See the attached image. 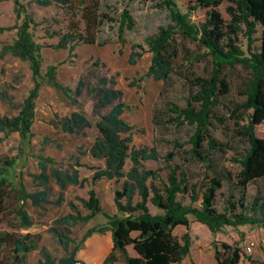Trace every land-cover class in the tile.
<instances>
[{
  "label": "rangeland",
  "instance_id": "1",
  "mask_svg": "<svg viewBox=\"0 0 264 264\" xmlns=\"http://www.w3.org/2000/svg\"><path fill=\"white\" fill-rule=\"evenodd\" d=\"M38 1L19 0L20 7L16 11L15 0H0V117L14 121L21 116L24 104L30 103V129L17 131L8 127L0 131V158L16 159L13 169H8L3 178L10 182L6 188L4 203L0 213V264H39L43 259L42 251L56 262L70 256L76 247H80L78 259L81 264H102L112 251V231L109 220L103 214L88 223L79 222L64 233L71 240L66 249L53 234L51 228L55 221L68 215L86 216L90 211L85 209L78 198L89 199L91 190L105 211L110 215L117 214L114 204V191L120 188L108 181L94 182V168L101 165L91 159L87 151L98 136L96 124L101 115L109 108L101 111L95 109V100L88 88L94 86L97 78H115V88L122 91L123 102L131 107L123 116L124 120L134 126L133 146L136 148H156L166 155L174 151L176 159L171 164L148 162L147 169H162L161 179L154 184L162 187L167 183L169 167L179 165L186 170L191 183L197 184L199 202L192 204L187 195H179L178 200L187 207L200 208L204 186L209 175L215 171L229 170L236 174L240 167L232 162L247 149L244 141L234 139L233 111L247 101L244 94L250 79V72L242 67L226 68L224 73L231 86L228 96L221 99L215 114L225 120L221 126L213 119L211 135L225 145L224 152L212 153L215 169L193 160L188 144L194 133V127L177 126L171 121L174 117L169 106L174 104L180 108L187 106V100L195 94L188 78L195 76L210 77L212 70L211 56L204 57L206 50L197 42H192L182 34L175 35L173 49L177 53L174 61V74L170 80L158 82L147 78L152 62L149 40L154 38L162 27H176L170 8L189 16L190 22L201 26L207 17V10L194 9L196 0H68L66 3H53L42 6ZM169 5H168V3ZM228 0L220 6L226 22L230 21L227 13ZM128 11L135 20L132 31H126L124 40H120L118 25L121 15ZM25 32L30 53L22 57L21 32ZM67 46L63 37L68 36ZM261 30L256 35L260 38ZM24 42V41H23ZM93 42V43H92ZM133 45L142 46L135 51ZM239 45L248 54L249 46L246 36H240ZM261 42L255 43L259 47ZM75 47L74 50L71 48ZM142 55L131 63L132 53ZM54 78V80H53ZM71 90L76 105L54 86V82ZM85 84L81 95H77L79 83ZM9 102V103H8ZM81 111L91 121L92 127L84 131V135H69L60 127L63 119L73 112ZM257 136L264 139V124L256 129ZM51 143L45 144L44 140ZM184 147L175 149V143ZM229 148V149H228ZM203 152L207 151L204 144ZM52 161L51 166L62 171L75 168L79 171L83 182L81 186H71L65 192V202L61 206L33 207L31 202L25 209L34 222L29 231L21 229V221L17 215L18 197L12 188L20 189L21 183L28 192L39 190L31 175L38 174L39 163L44 159ZM79 162V164L77 163ZM81 165V166H80ZM131 163H127L126 172ZM2 178V177H1ZM51 199L55 201L60 189L51 183ZM258 188L264 193V180L251 184L247 189V198L251 200ZM233 185L225 182L224 188L218 192L216 207L223 212L227 199L233 192ZM237 198L239 194L234 190ZM73 201L77 207L74 213L68 206ZM154 216L163 212L148 204ZM190 228L178 227L174 234L182 239L191 237V253L182 264H218L215 258L214 243L238 246L242 250L241 264H264V230L252 225L238 228L226 227L213 234L211 230L196 221L188 214ZM64 230V226L58 227ZM94 228H104V233L96 232L82 244L83 238ZM29 234V244L36 249L24 256L16 249V241ZM255 244L253 251L247 248ZM135 255L133 248H129ZM118 263L125 264L122 255L117 254Z\"/></svg>",
  "mask_w": 264,
  "mask_h": 264
},
{
  "label": "trees",
  "instance_id": "2",
  "mask_svg": "<svg viewBox=\"0 0 264 264\" xmlns=\"http://www.w3.org/2000/svg\"><path fill=\"white\" fill-rule=\"evenodd\" d=\"M225 0H196L194 9L207 10L205 22L199 27L190 22L189 16L170 8L173 22L176 27H162L158 34L149 40L152 53V62L147 78L158 82L167 83L174 74V61L177 53L173 49L175 35L180 33L192 42H197L206 50L204 57L211 56L212 70L210 77L195 76L188 78L195 94L187 100V106L180 108L170 104L169 110L173 118L171 121L177 126L189 125L194 127V133L188 144L192 146L190 154L192 159L200 164L215 169L212 153L224 152L225 145L211 135L213 119L223 126L225 120L215 114V109L221 104V99L231 92L229 81L225 77V69L242 67L250 72L249 83L245 95L247 101L236 107L234 117V139L244 141L247 149L238 158H232V162L240 167L234 174L229 170L215 171L213 176L207 177L202 194L201 207H187L179 200V195H187L192 204L199 202L197 184L191 183L189 175L181 166L169 167L167 183L162 187L154 184L161 179L162 169H147L148 162H163L171 164L176 159L174 151L161 154L156 148L140 147L133 144L135 127L123 118L125 112L131 107L123 102L122 91L115 88V78L101 77L89 89L95 100L97 111L109 108L108 112L101 115L96 128L98 136L91 145L87 154L91 159L99 161L100 166L94 168L92 180L94 182L108 181L121 184L114 191V204L117 214L110 215L103 208L95 190H91L89 199L78 198L77 201L90 214L86 216L68 215L55 221L51 228L53 234L59 239L66 249L71 240L64 233H69V228L75 227L79 222L88 223L98 215L103 214L109 220V230L112 231L113 248L102 264L118 263L117 254L122 255L125 264H182L191 253V237L187 234L179 239L174 231L178 227L190 228L188 214H192L196 221L207 226L215 235L226 227L238 228L252 225L264 230V193L258 188L253 199L248 200L247 189L251 184L264 180V139L257 136L256 129L264 124V0H228L227 13L230 21L226 22L220 6ZM42 6H51L53 3H66L68 0H44L38 1ZM168 3V2H167ZM16 11L20 7L19 0H15ZM169 5V3H168ZM135 20L128 11H124L119 20L118 34L120 40H124L126 31H132ZM261 30L260 38L256 35ZM21 32L22 42L18 46L22 48V57L30 53L27 36ZM248 39L249 53L247 54L239 45L240 36ZM63 42L67 46V39ZM24 41V42H23ZM261 42L259 47L255 43ZM93 43V42H92ZM142 46L133 45L135 51ZM72 50L75 47L71 48ZM142 55L132 53L131 63L136 64ZM54 80V78H53ZM57 90L61 91L67 99L76 105L71 90L54 82ZM85 84L80 81L77 95H81ZM9 103V102H8ZM30 103L24 104L21 116L9 121L0 117V131L8 127H14L23 132L30 129ZM60 127L69 135H81L86 129L92 127L91 121L81 112H73L63 119ZM84 135V134H83ZM45 144L51 143L50 139L44 140ZM207 144L208 153L203 152L204 144ZM175 149L184 147L182 143H175ZM229 149V148H228ZM17 160L14 158H0V213L5 198V191L10 182L3 176L8 169H13ZM131 167L126 172L127 163ZM79 164V162H77ZM50 159H44L39 163L40 172L31 175V179L40 188L34 192H28L24 185L20 189L12 188L18 197L17 215L21 221V229L29 231L34 227V222L25 209V204L31 202L33 207L61 206L65 202V192L71 186H81L83 182L79 171L71 168L70 171H62L51 166ZM81 166V165H80ZM2 177V178H1ZM60 189L58 198L51 199V183ZM225 182L233 185V192L227 199V205L223 212L216 207L218 192L224 188ZM234 190L239 194L237 198ZM163 212L161 216H154L150 212L148 204ZM72 212L77 211L73 201L68 203ZM64 226V230L58 227ZM104 233V228H94L86 235L82 244L94 233ZM29 234L16 241V249L24 256L36 249L29 244ZM215 258L218 264H241L242 250L238 246L219 244L215 242ZM133 248L135 255H131L129 248ZM80 247H76L69 257L58 262L52 260L42 251L44 261L39 264H81L78 259ZM257 264L256 262H254ZM83 264V263H82Z\"/></svg>",
  "mask_w": 264,
  "mask_h": 264
},
{
  "label": "built area",
  "instance_id": "3",
  "mask_svg": "<svg viewBox=\"0 0 264 264\" xmlns=\"http://www.w3.org/2000/svg\"><path fill=\"white\" fill-rule=\"evenodd\" d=\"M255 246V244H251V246H249L248 248H247V251H248V253H251L252 251H253V247Z\"/></svg>",
  "mask_w": 264,
  "mask_h": 264
}]
</instances>
